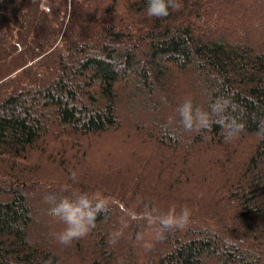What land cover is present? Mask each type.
Wrapping results in <instances>:
<instances>
[{"label":"trees","instance_id":"16d2710c","mask_svg":"<svg viewBox=\"0 0 264 264\" xmlns=\"http://www.w3.org/2000/svg\"><path fill=\"white\" fill-rule=\"evenodd\" d=\"M180 2L156 18L147 0H0V264H264V0ZM222 94L238 139L183 129L185 97ZM62 187L111 201L69 246L44 199ZM145 204L192 216L163 239L129 222L110 245Z\"/></svg>","mask_w":264,"mask_h":264},{"label":"clouds","instance_id":"9594fccd","mask_svg":"<svg viewBox=\"0 0 264 264\" xmlns=\"http://www.w3.org/2000/svg\"><path fill=\"white\" fill-rule=\"evenodd\" d=\"M182 7L180 0H147V15L162 18L169 15V10H179ZM237 105L231 95H217L211 98L207 107L194 104L191 97H185L179 105L178 112L183 129L187 132L199 134L202 130L210 131L213 125L219 126L226 142L238 139L245 131V123L237 118ZM257 135L264 139V119L258 121ZM73 180L76 172L71 173ZM61 192L68 195L57 196L56 193H47L45 202L50 205V212L63 222L64 227L54 233L56 241L69 246L74 240L89 235L96 227L97 216L108 210L110 199L101 192H76L66 187ZM192 209L183 205L177 210L175 205L169 206L166 211L160 210L152 204H145L138 212H133L121 225L109 233L108 243L115 245L124 235L123 229L129 222L142 223L144 227L152 230L154 239H163L166 232L175 229H184L190 222ZM145 232H138L136 240L141 242L145 250H150L152 243L145 239Z\"/></svg>","mask_w":264,"mask_h":264},{"label":"rangeland","instance_id":"374dc122","mask_svg":"<svg viewBox=\"0 0 264 264\" xmlns=\"http://www.w3.org/2000/svg\"><path fill=\"white\" fill-rule=\"evenodd\" d=\"M101 140H103V142L109 146L110 148L113 149V157L117 158L123 162H128L133 160L134 158V153H133V148H137V146H133V148H131V150H129V148L127 149L126 153L120 151L121 148H123V143H127V139H125V137H117L116 133L113 132H108V133H104L102 135ZM128 147V144H127Z\"/></svg>","mask_w":264,"mask_h":264}]
</instances>
